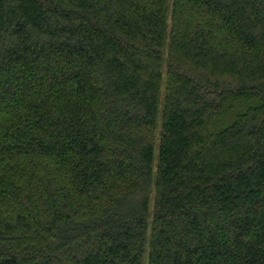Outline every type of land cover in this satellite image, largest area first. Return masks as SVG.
Returning <instances> with one entry per match:
<instances>
[{"label":"trees","instance_id":"obj_1","mask_svg":"<svg viewBox=\"0 0 264 264\" xmlns=\"http://www.w3.org/2000/svg\"><path fill=\"white\" fill-rule=\"evenodd\" d=\"M0 264H264V0H0Z\"/></svg>","mask_w":264,"mask_h":264},{"label":"rangeland","instance_id":"obj_2","mask_svg":"<svg viewBox=\"0 0 264 264\" xmlns=\"http://www.w3.org/2000/svg\"><path fill=\"white\" fill-rule=\"evenodd\" d=\"M163 95V86L161 88V99ZM161 100L159 102L158 110H157V127H156V138H155V144L153 148V178L155 176V164H156V159H157V153H158V134H159V129H160V116H161ZM152 199L149 201V211L152 210ZM146 257V256H145Z\"/></svg>","mask_w":264,"mask_h":264}]
</instances>
